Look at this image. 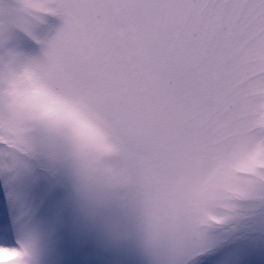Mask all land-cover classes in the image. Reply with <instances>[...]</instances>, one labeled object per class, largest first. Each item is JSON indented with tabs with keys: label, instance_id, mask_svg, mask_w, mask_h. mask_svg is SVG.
I'll return each instance as SVG.
<instances>
[{
	"label": "snow or ice",
	"instance_id": "obj_1",
	"mask_svg": "<svg viewBox=\"0 0 264 264\" xmlns=\"http://www.w3.org/2000/svg\"><path fill=\"white\" fill-rule=\"evenodd\" d=\"M62 18L41 58L15 51L119 148L115 186L130 196L147 245L188 264L241 204L264 203V0L0 2V43ZM35 38V37H33ZM70 73L72 75H70ZM46 159L77 179L91 169L70 127L15 116L0 101V171ZM40 243L22 218L0 249L35 264Z\"/></svg>",
	"mask_w": 264,
	"mask_h": 264
},
{
	"label": "rangeland",
	"instance_id": "obj_2",
	"mask_svg": "<svg viewBox=\"0 0 264 264\" xmlns=\"http://www.w3.org/2000/svg\"><path fill=\"white\" fill-rule=\"evenodd\" d=\"M0 2L11 5L13 0ZM62 23L60 16L45 14L32 35L11 28L0 43V56L15 51L26 58H41ZM30 165V172L17 175L0 171V230L13 236L18 218L27 223L46 222L35 264H179L178 257L147 245L127 194L107 210L104 220L91 221L68 204L72 187L68 170H53L43 157L31 160ZM240 207L239 220L214 230L206 249L192 256L188 264H260L264 203L252 200Z\"/></svg>",
	"mask_w": 264,
	"mask_h": 264
},
{
	"label": "clouds",
	"instance_id": "obj_3",
	"mask_svg": "<svg viewBox=\"0 0 264 264\" xmlns=\"http://www.w3.org/2000/svg\"><path fill=\"white\" fill-rule=\"evenodd\" d=\"M0 101L15 116L72 129L79 141L82 161L91 171L84 179L71 175L68 204L91 221L104 220L107 210L119 199V189L114 182L117 170L111 163L118 156L119 148L107 132L54 91L47 76L27 62H13L0 68ZM45 223L29 222L40 240L46 232ZM108 230L111 233V229ZM16 259L0 249V264H16Z\"/></svg>",
	"mask_w": 264,
	"mask_h": 264
},
{
	"label": "flooded vegetation",
	"instance_id": "obj_4",
	"mask_svg": "<svg viewBox=\"0 0 264 264\" xmlns=\"http://www.w3.org/2000/svg\"><path fill=\"white\" fill-rule=\"evenodd\" d=\"M264 261V252L262 253V256L260 257V262Z\"/></svg>",
	"mask_w": 264,
	"mask_h": 264
}]
</instances>
